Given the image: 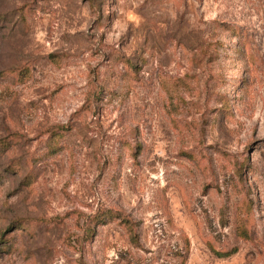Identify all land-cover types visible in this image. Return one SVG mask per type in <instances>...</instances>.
I'll use <instances>...</instances> for the list:
<instances>
[{"label":"rangeland","instance_id":"rangeland-1","mask_svg":"<svg viewBox=\"0 0 264 264\" xmlns=\"http://www.w3.org/2000/svg\"><path fill=\"white\" fill-rule=\"evenodd\" d=\"M0 264H264V0H0Z\"/></svg>","mask_w":264,"mask_h":264},{"label":"trees","instance_id":"trees-1","mask_svg":"<svg viewBox=\"0 0 264 264\" xmlns=\"http://www.w3.org/2000/svg\"><path fill=\"white\" fill-rule=\"evenodd\" d=\"M230 253H231V252H225V253H220V252H219V255H221V256H228V255H230Z\"/></svg>","mask_w":264,"mask_h":264}]
</instances>
